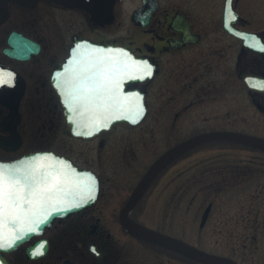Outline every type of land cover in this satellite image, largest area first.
<instances>
[{
    "label": "flooded vegetation",
    "instance_id": "af4514ba",
    "mask_svg": "<svg viewBox=\"0 0 264 264\" xmlns=\"http://www.w3.org/2000/svg\"><path fill=\"white\" fill-rule=\"evenodd\" d=\"M226 3L227 0H0V159L51 149L48 139L60 130L67 138L91 143L85 150H76L63 143L60 153L80 167L95 171L100 188L92 204L56 219L42 234L31 237L17 248L0 250V264H130L126 245L129 239L144 243L142 246L152 253L169 254L173 264H227L209 262L154 244L126 228L121 220L122 212L142 222L135 212L151 187L178 160L217 146L218 149L232 147L242 153L249 152L251 161L239 164L241 170L237 176L238 182L247 178L238 184L248 181L245 185L254 182L257 187L264 181V162L259 166L264 148L219 137L190 147L167 163L125 212L140 179L165 150L149 165L137 168L132 161H141L144 157L137 152L140 147L136 150L134 144L129 149L128 138L117 136L116 128L120 124L138 125L121 122L91 137L75 135L66 124L67 103L63 95L61 103L53 78L55 70L62 66L63 80L65 70L72 66L70 58L76 54H105L113 68L114 54L109 51H74L76 44L83 41L107 47L118 45L149 57L156 65L154 78L126 86L127 90L139 87L146 92L148 114L144 122L150 113L148 86L171 62L175 64L174 72L175 67L176 72L186 68L183 66L186 55L190 64L187 72H192L187 78L192 81L188 85L192 93L189 107L202 104L222 111L214 117L217 124H209L194 135L238 131L264 137V51L258 50L264 45V0H232L237 12L234 26L238 31L254 33L249 40L224 27ZM138 10L135 19L134 13ZM207 73L213 76H206ZM112 80L114 83V68ZM244 93L252 106L245 116L242 115ZM229 143L231 147L224 146ZM96 159L109 166L95 167ZM103 197L109 198V204L122 200L118 208L115 203L109 205L115 226L110 229L96 212ZM257 234L255 231L248 235L256 237ZM186 241L231 259L235 264H264V240L261 245L256 243L251 251L248 242L225 245L217 251ZM41 245L43 254L35 255Z\"/></svg>",
    "mask_w": 264,
    "mask_h": 264
},
{
    "label": "rangeland",
    "instance_id": "374dc122",
    "mask_svg": "<svg viewBox=\"0 0 264 264\" xmlns=\"http://www.w3.org/2000/svg\"><path fill=\"white\" fill-rule=\"evenodd\" d=\"M183 58V66L186 68L176 72L175 67L174 72L175 64L171 62L148 86L150 113L147 119L136 127L120 124L116 128L117 136L125 135L128 138L129 149L134 144L136 150L140 147L137 152L144 157L141 161H132L137 168L149 165L162 151L176 142L183 141L209 124H217L218 120L214 117L222 114L219 109L216 111L215 108L211 109L202 104L189 107L188 101L192 93L188 85L192 81L187 78L192 72H187L190 68L189 58L186 55ZM206 76L213 75L207 73ZM201 85L203 83H200ZM251 108L244 93L242 115L248 114ZM136 139L137 142H134ZM48 142V145L58 152H62L63 143L73 146L76 150H85L91 145L67 138L60 130L50 137ZM224 146L231 147L230 143ZM97 152L96 149V155ZM130 153L133 154L131 151ZM241 153L232 147L218 149L217 146L209 151L198 150L193 155L178 160L162 179L151 187L137 208L136 215L145 224L210 250L220 251L225 245H245L248 242V250L251 251L256 243L261 245L264 240V181L257 187L254 182L245 185L248 181L238 184L247 178L243 177L244 180L238 182L237 176L241 170L239 164L249 162L252 158L247 151ZM263 159L264 156L259 161L260 167L263 165ZM93 164L101 169L109 166L97 159ZM219 166H222V170H219ZM121 202L122 200L111 201L110 204L115 203L118 208ZM210 202L212 208L208 219L204 226H200L202 215ZM110 204L109 198L103 197L96 211L103 217L102 223L109 229L115 227L109 214ZM255 231L258 232L256 237L248 235ZM142 244L144 245L133 239L126 243L130 251L129 258L127 257L130 264H173L169 254L159 255L155 251L152 253Z\"/></svg>",
    "mask_w": 264,
    "mask_h": 264
},
{
    "label": "snow or ice",
    "instance_id": "6c2138e0",
    "mask_svg": "<svg viewBox=\"0 0 264 264\" xmlns=\"http://www.w3.org/2000/svg\"><path fill=\"white\" fill-rule=\"evenodd\" d=\"M258 50L264 51V45ZM71 65L59 85L71 111L81 109L80 115L89 114L97 128L101 117L121 118L114 115L120 102L115 95L113 68L107 55L76 54ZM143 67L150 75V68ZM134 114H143L140 105L135 106ZM103 126L107 127V123ZM93 192L94 178L91 175L76 173L64 161L53 160L51 154H38L11 164L0 162V248H12L28 233L35 232L47 221L51 215L48 209L53 205H57L55 211L64 210L58 207L62 203L78 208L81 203L73 201L87 203L94 198ZM29 218L32 222L25 227L24 222ZM9 227L13 231L6 236ZM43 250L41 245L35 255L43 254Z\"/></svg>",
    "mask_w": 264,
    "mask_h": 264
},
{
    "label": "water",
    "instance_id": "95a60500",
    "mask_svg": "<svg viewBox=\"0 0 264 264\" xmlns=\"http://www.w3.org/2000/svg\"><path fill=\"white\" fill-rule=\"evenodd\" d=\"M140 10L135 11L134 18L137 19V14ZM237 19V12L234 9L232 5V0H227L226 9H225V27L235 33L236 35L242 34L246 40H249V36L254 35V33L249 32H241L236 29L234 26V22ZM188 28H190L188 26ZM192 34H195L194 32H190ZM197 35V34H196ZM198 36V35H197ZM78 50H88V51H109L114 54V83L113 87L115 89V95L119 99L120 107L114 110V115L119 116L121 118L116 119L113 118L112 115H109L106 118H99L100 124L97 127L93 126V118L89 114L80 115L79 113L82 111L81 109H78L77 112L71 111V106L67 105V125L71 128L74 134L76 135H82L86 137H91L95 134H98L100 131H109L111 130L114 125L117 122L120 121H128L132 124H138L140 121H142L147 114V105L145 101V95L146 92L144 90H141L140 88H131L129 90L126 89V86L129 83H139V82H146L153 78L155 72H156V65L151 61L149 57L140 56L137 53H135L132 49L114 45V46H101V45H95L91 44L90 42H84ZM147 66L150 68L151 74L148 75L144 69L143 66ZM55 84L58 88V92L61 95L62 98V88L59 87L60 83L62 82V69L58 70L55 74ZM248 83H251L249 80H247ZM128 98V99H125ZM138 98V99H133ZM136 105H140L142 107V115H135L134 109ZM107 123V127L103 126V123ZM91 132V135H88L87 133ZM212 137H222V138H232V139H238L241 141H246L255 145H258L260 147L264 148V138L259 137L252 134L247 133H241L236 131H212V132H206L202 134L195 135L193 137H190L186 139L185 141L173 146L172 148L168 149L165 153H163L147 170L139 184L137 185L135 191L133 192L130 201L128 202L125 212L128 211V209L132 206L134 201L138 198V196L144 191V189L147 187V185L151 182V180L154 178V176L157 174V172L162 168V166L169 161L171 158H173L176 154L181 152L183 149L199 142L205 139H209ZM51 154V157L53 160H62L66 164L70 165L72 169L75 170L78 174H88L91 175L94 178V192H93V199L88 200L87 203H83L82 201H73V202H80L81 206L78 208L71 207L69 203H62L59 204L58 207L64 209L63 211H55L54 208L57 205H53L52 208L48 209V212L51 213L49 215L47 221L45 223L40 224L39 227L35 232L28 233L27 236L23 240H19L14 244L12 248H0L4 251H10L15 248H17L21 243L25 242L29 238H31L34 235L41 234L46 227H49L52 225L53 221L57 218L65 217L69 214H71L74 211H77L87 205L92 204L99 195V179L95 172L88 169H83L76 165L70 158L63 156L59 153H57L54 150H47V151H41V152H34L26 154L18 159L11 160V161H0L5 164H11L16 161L24 160L25 158L33 157L38 154ZM49 163L52 162V160L48 161ZM211 209V204H209L203 213L202 216V225L205 223L208 214ZM39 218V217H38ZM122 223L130 230L134 231L135 233L153 241L156 243H159L163 246L172 248L174 250H178L185 254H193L196 255L203 260L209 261V262H215V263H227V264H235V262L231 259L225 258L220 255H216L210 252H207L205 250H202L200 248L195 247L194 245L170 236L168 234H165L163 232H160L158 230L152 229L144 224H141L132 218H130L127 213L125 214L124 211L122 212ZM32 220L31 218L25 220L24 225L27 227L29 224H31ZM13 231L11 227L8 228L5 235L9 232Z\"/></svg>",
    "mask_w": 264,
    "mask_h": 264
}]
</instances>
